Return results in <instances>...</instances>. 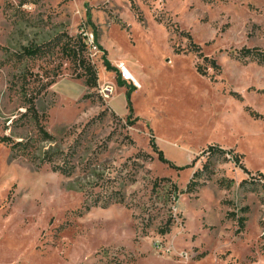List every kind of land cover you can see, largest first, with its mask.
Masks as SVG:
<instances>
[{
  "label": "rangeland",
  "instance_id": "1",
  "mask_svg": "<svg viewBox=\"0 0 264 264\" xmlns=\"http://www.w3.org/2000/svg\"><path fill=\"white\" fill-rule=\"evenodd\" d=\"M19 2L0 0V133L34 136L15 78L61 72L37 100L57 141L36 155L75 172L0 143V264H264V0ZM64 33L86 39L97 89L59 55L18 58Z\"/></svg>",
  "mask_w": 264,
  "mask_h": 264
},
{
  "label": "trees",
  "instance_id": "2",
  "mask_svg": "<svg viewBox=\"0 0 264 264\" xmlns=\"http://www.w3.org/2000/svg\"><path fill=\"white\" fill-rule=\"evenodd\" d=\"M34 0H20V6L24 5ZM133 7L132 10L136 11V7ZM139 19H142V16H139ZM89 21H91L89 19ZM95 30V43L97 47L104 53L101 45H98V32ZM190 37V36H189ZM192 40V38L190 37ZM86 39L81 35L78 34L76 36H71L67 33H64L57 38L41 44V45H30L24 47L23 53L19 55L20 58H31V59H43L49 56L59 55L60 57L69 61L70 65L72 66V74L76 76L77 79L83 81L84 86L87 89L95 90L98 88L99 84V74L97 66L92 62V60L88 56V45L85 41ZM194 52H198L199 48L192 44ZM255 51V52H254ZM254 57L253 60L257 61L258 64L264 67V53H261L258 50H254ZM251 50L244 52L246 55H252L253 53ZM248 55V56H249ZM200 56L205 61H210L209 64L214 69H219V66L216 63V60H208L207 57H204L201 53ZM198 72L206 76V72L201 69V66L197 67ZM38 74L34 75L32 73H23L18 75L13 85L19 89L20 97L23 102V107L25 108V112L21 115V118L25 120V124L29 125L33 132L34 136L32 138L16 140L14 137L2 135L0 133V143L9 146L11 151L15 153L16 157L26 158L29 161L37 164V161H40V164H49L53 172L59 173L63 176L70 177L75 172V167L67 161V156L64 155V152H44L42 158H39L36 155L37 145L40 143H56L57 139L54 135H52L46 128V123L48 122V115L46 113H41L37 107V100L43 94H48L51 87L56 83V78L61 75V72L58 71L54 74L53 78L50 80L45 81L43 77L37 76ZM34 77V78H33ZM19 120L12 121V124H18ZM210 159L212 156L220 154H225L226 150L219 148L216 146H209V148L204 151ZM160 158H162L160 154ZM238 164V160H236ZM208 164L204 165V168L200 171H195L192 175L190 182L187 185L185 192L187 194H197V190L200 187V184L196 182L197 179L202 178V173L208 169ZM239 168L242 169L245 173L249 174L248 169L244 165H239ZM232 179H229L225 186L224 180L221 181L220 187H224L228 189L230 183H232ZM247 180H243L241 185H244ZM176 186H174L175 188ZM175 191V190H174ZM174 195V193L172 194ZM177 196H172L176 199ZM120 200H116L115 202H122ZM114 202H107L102 207L109 208ZM99 203L96 202L94 206H98ZM90 208H86V211H89ZM244 219H240L239 223L241 226L244 225ZM169 232V228L163 230L160 234L165 235Z\"/></svg>",
  "mask_w": 264,
  "mask_h": 264
},
{
  "label": "built area",
  "instance_id": "3",
  "mask_svg": "<svg viewBox=\"0 0 264 264\" xmlns=\"http://www.w3.org/2000/svg\"><path fill=\"white\" fill-rule=\"evenodd\" d=\"M122 74H123L122 76H123L124 79H129V77L127 76L128 74H125L124 72H122ZM113 91L114 90H113V88L111 86H105L103 88L102 93H105L107 95V97H109V96H111Z\"/></svg>",
  "mask_w": 264,
  "mask_h": 264
},
{
  "label": "bare ground",
  "instance_id": "4",
  "mask_svg": "<svg viewBox=\"0 0 264 264\" xmlns=\"http://www.w3.org/2000/svg\"><path fill=\"white\" fill-rule=\"evenodd\" d=\"M107 96V95H106Z\"/></svg>",
  "mask_w": 264,
  "mask_h": 264
}]
</instances>
